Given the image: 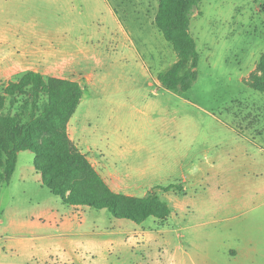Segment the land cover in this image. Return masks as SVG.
I'll list each match as a JSON object with an SVG mask.
<instances>
[{
    "label": "rangeland",
    "instance_id": "1",
    "mask_svg": "<svg viewBox=\"0 0 264 264\" xmlns=\"http://www.w3.org/2000/svg\"><path fill=\"white\" fill-rule=\"evenodd\" d=\"M27 1L36 19L0 21L53 38L26 44L36 46L31 70L86 90L72 141L114 192L154 193L172 214L135 224L65 205L22 152L0 183V264H240L247 255L264 264V93L246 84L264 54V0L198 4V79L184 93L158 81L179 62L155 24L159 0ZM23 75L0 77V91ZM27 100L8 97L0 116L26 124ZM5 164L1 154L0 176Z\"/></svg>",
    "mask_w": 264,
    "mask_h": 264
},
{
    "label": "trees",
    "instance_id": "2",
    "mask_svg": "<svg viewBox=\"0 0 264 264\" xmlns=\"http://www.w3.org/2000/svg\"><path fill=\"white\" fill-rule=\"evenodd\" d=\"M202 0H159L155 24L172 44L179 62L160 73L158 81L168 91H189L198 79L200 55L191 34V14ZM247 86L264 93V54ZM85 89L80 83L59 77H45L30 71L20 81L9 82L0 91V114L7 98L26 95L23 108L31 107L30 120L22 124L16 115L0 116V156L6 155L5 172L0 183L15 173L19 154L35 155V169L43 185L68 206L108 210L119 220L142 224L150 218L167 221L172 209L154 193L144 197L114 192L102 175L72 141L68 127L82 104ZM45 102L40 104L42 98Z\"/></svg>",
    "mask_w": 264,
    "mask_h": 264
},
{
    "label": "crops",
    "instance_id": "3",
    "mask_svg": "<svg viewBox=\"0 0 264 264\" xmlns=\"http://www.w3.org/2000/svg\"><path fill=\"white\" fill-rule=\"evenodd\" d=\"M58 8L60 11L64 10V5H60ZM9 12H13L18 16L14 19L16 21L19 19L18 14L22 12L24 13L23 18H25V20L29 21L37 18L35 14V12H37V10H35V6H30L27 0H0V13L3 14L0 18H4V14ZM95 15L96 13H94L93 16ZM37 43L52 44L55 43V40L45 34H38L29 29L5 30L3 29L0 21V77L7 73H11L13 75L21 72L26 74L30 71H34L31 69H34L36 64L33 61L26 60L36 57V55L33 54L36 46L31 48L26 44ZM248 250L251 252H258L259 249L257 246H252ZM239 263L259 264V261L256 260L254 256L250 257V255H247L242 261H239Z\"/></svg>",
    "mask_w": 264,
    "mask_h": 264
}]
</instances>
